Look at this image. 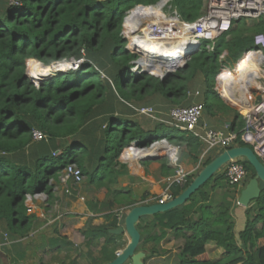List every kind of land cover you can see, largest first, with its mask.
Listing matches in <instances>:
<instances>
[{"label":"trees","instance_id":"trees-1","mask_svg":"<svg viewBox=\"0 0 264 264\" xmlns=\"http://www.w3.org/2000/svg\"><path fill=\"white\" fill-rule=\"evenodd\" d=\"M160 1L18 0L10 4L0 0V230L7 232L8 240L17 242L31 232L35 217L28 215L27 196L53 198L49 182L57 184L68 165L77 166L97 188L110 190L120 174L122 153L135 151L127 149L135 142L144 146L149 132L160 131L150 143L165 138L180 145L183 132L139 115L136 109L169 101L181 104L195 90L203 95L204 108L213 101L222 103L214 91L221 65L235 66L255 48L254 37L264 35V17L255 22L241 20L217 40L212 52L202 46L188 61L171 68L142 58L149 68L143 70L131 63L137 56L126 49L122 28L129 11L138 6L159 9L165 6H154ZM204 3L171 0L169 4L182 20L192 22ZM71 58L84 60L78 70L35 82L39 85L27 76L31 61L50 64ZM168 71L173 72L159 76ZM165 129L170 134L165 135ZM34 130L44 138L34 141ZM243 164L253 178V169ZM224 179L222 170L183 206L137 225L141 248L149 252L144 264L153 260L160 264H264V185L247 209L237 206L238 192L230 185L218 206L212 207L211 185ZM183 190L173 188V197ZM235 210L242 216L240 228ZM111 217H106V226L89 227L93 239H105L94 264L113 261L116 247L122 245L117 243L120 236L108 233L119 224L116 216L110 221ZM168 232L183 244L178 253L162 258L157 248ZM149 243L153 244L150 249ZM209 245L223 253L210 259Z\"/></svg>","mask_w":264,"mask_h":264},{"label":"crops","instance_id":"crops-1","mask_svg":"<svg viewBox=\"0 0 264 264\" xmlns=\"http://www.w3.org/2000/svg\"><path fill=\"white\" fill-rule=\"evenodd\" d=\"M219 98L222 103L213 101L210 107L204 108L199 126L196 129L198 133L203 134L202 128L204 126L215 131H222L225 134H238L243 130L244 120L238 108L226 99L220 96ZM188 99L190 101L177 105L169 101L160 107H144H150L154 110L155 121L167 122L169 111L173 107L205 104L204 97L198 94V90L189 93ZM181 139L182 141L179 143L181 146V165L190 173L192 179L208 160H212L222 152L219 148L207 151L204 143L191 133H184ZM147 156L155 159L143 160ZM118 162L117 171L120 174L116 183L109 186L110 190L105 187L97 188L93 183L88 184V179L84 176V181L79 186L72 188L71 195L64 194L59 183H55L52 190L53 198L49 200L45 196L47 202L44 207H41L37 202H34L32 208L27 205L28 215L35 217L31 225V232L17 242H13L10 239L4 240L2 236L7 232L0 230V264H42L45 247L50 250L53 249L55 253H63L72 259L78 257L83 260H92L90 264H94L93 260L100 257V250L104 246L105 239H93L89 233V227L108 225L109 220L106 218L108 216H112L110 221L116 216L118 226H121L126 212L133 207L156 204L167 189V179L174 173L161 145L143 152L132 151L126 155L123 152ZM228 186L229 184L225 179L222 180V185L219 182L211 185L210 202L212 207L218 206L223 194L229 190ZM172 189L170 190L171 194ZM239 193L240 190L236 199ZM233 216L236 227L240 228V219H242L240 212L235 210ZM152 220L153 218H149L143 222L150 223ZM120 237L121 239L117 243L122 245L116 247L118 249L116 253L123 250L129 242L127 236L121 235ZM173 240L176 239L171 232H168L166 238L160 243L159 248L164 251L157 250L161 255H164L162 258L169 256V254L178 253L179 248L176 250L168 248ZM147 247L150 249L153 244L150 243ZM18 253L23 254L20 261L15 259V255ZM71 253L74 256L71 257ZM222 253L223 250L220 248H215L212 245L207 246V255L210 259H214ZM71 264L76 263L73 261Z\"/></svg>","mask_w":264,"mask_h":264},{"label":"built area","instance_id":"built-area-1","mask_svg":"<svg viewBox=\"0 0 264 264\" xmlns=\"http://www.w3.org/2000/svg\"><path fill=\"white\" fill-rule=\"evenodd\" d=\"M142 7L144 6L138 8ZM263 17L264 0H205L203 9L195 21L186 22L182 20L176 10H172L170 16V18H175L180 22V29H184L189 33L190 39L195 44L191 50L199 51L201 47L204 46L207 52H212L214 50L217 40L226 35L236 22L241 20L255 22ZM172 31L173 30H170L169 33ZM202 42L206 44L202 45ZM254 45L255 48L243 54L235 66L232 67L222 64L220 71L215 77L214 91L223 99L225 98L222 94V87H224L223 85L225 82H223L222 79L225 75L234 72L235 69H240L239 71L241 73L240 80L237 81L236 84H233L234 87L232 88L236 97L238 99L241 98V93H238L239 87H245L246 91H251V93L249 92L252 97L251 103L247 102L241 105L232 104L238 108L244 120V128L240 133L225 134L222 131L208 129L205 126L202 128L203 134L198 133L196 129L199 126L204 111V106L202 104L187 107H173L169 111L168 121L164 123L179 132L191 133L204 143L207 151L215 148L224 151L237 144H242L243 146L249 147L258 160L264 165V75L261 78H257L258 70L264 72V35L255 36ZM247 55H250L252 60L243 67H240L243 58ZM221 58H223V56H221ZM141 61L142 59L135 63L138 67L143 68L144 63ZM83 62L84 60H75L73 64L76 68H79ZM178 68L180 67L176 69ZM69 70H71V68ZM57 73L63 72H54L53 74L56 75ZM228 84H230L229 86L231 88L232 83ZM229 86L227 87L229 88ZM136 112L139 115L155 118V112L150 107L139 108ZM43 138L44 136L41 132L37 130L33 131L34 141H40ZM158 145L163 146L168 163L174 170L173 175L166 181V191L157 202V204H164L174 198L170 193L172 188L178 187L180 189H185L190 182V173L181 165V146L171 144L163 138L142 147H140L138 142H135L127 149L143 152ZM243 162V160L230 161L223 169L228 184L232 187H236V189H238L237 192L239 190L241 191L248 182L249 173ZM83 181L84 176L81 170L73 164L63 169L58 178V183L66 195H71L72 188L79 186ZM43 198H45L44 194L27 196L26 203L32 208L34 201ZM2 237L4 240H8L7 234H4Z\"/></svg>","mask_w":264,"mask_h":264},{"label":"water","instance_id":"water-1","mask_svg":"<svg viewBox=\"0 0 264 264\" xmlns=\"http://www.w3.org/2000/svg\"><path fill=\"white\" fill-rule=\"evenodd\" d=\"M169 1L171 0H161L157 3V5L160 3L165 4ZM125 21L126 19L124 20V24ZM196 52L197 50H188L186 54L182 56V58L185 61H188L190 57ZM171 73L172 71H168L165 74L159 76L164 78ZM54 76L55 75L53 74L47 79ZM154 159V157L149 156L143 158V160ZM234 160H243L247 162L255 174V176L251 178L242 188L237 198V206L247 209L250 204L256 201L261 195L260 185H264V165L258 160L256 155L249 147L237 144L230 149L222 151L215 158H213L211 162L205 165L191 180L190 184L171 201L164 204L156 203L151 205H140L130 209L123 218V224L118 226L116 229L108 231L110 235L127 236L129 242L123 250L116 253L115 259L107 264H144L146 253L139 251L141 234L137 229V225L140 223V221L143 219L153 218L158 214H164L183 206L198 190H200L205 184H207L211 179L219 174L230 161Z\"/></svg>","mask_w":264,"mask_h":264},{"label":"bare ground","instance_id":"bare-ground-1","mask_svg":"<svg viewBox=\"0 0 264 264\" xmlns=\"http://www.w3.org/2000/svg\"><path fill=\"white\" fill-rule=\"evenodd\" d=\"M163 4V3H160ZM158 4V5H160ZM166 5V3H165ZM157 6V5H155ZM148 9V8H145ZM163 19V16L159 13H156L155 10L153 12H149L148 10L144 9H137L134 11L130 17L126 20L127 26L129 27V33L134 35H137L138 28L143 26L144 24H149L151 26V31L155 30L156 28H160L159 26L162 25L160 20ZM174 22H179L175 18H170ZM161 23V24H160ZM180 24V22H179ZM177 27L176 25H174ZM126 27V24H125ZM180 27V25H179ZM179 27H177V30H179V36L173 40H161L156 37V35H152L150 33H144L143 36L137 35L133 40V45L137 49V52H139L142 55L143 59H146L149 62L157 63L160 65H164L168 68L174 66L177 62L184 60L182 58L183 55L186 54L188 50H191L195 46L193 41L189 37V33L186 30H182ZM127 28V27H126ZM252 60V57L250 55L245 56L243 58V61L240 65V67H243L248 62ZM32 64V65H31ZM66 64V63H63ZM70 65L64 66L63 72L69 70L71 68ZM61 64L55 65V67L60 66ZM29 66H32V78L34 82H42L45 79H47L49 76L53 75L54 72H60L59 70L53 71L49 75L50 68L40 64L38 61H31ZM29 68V67H28ZM240 69H235L234 72H231L232 75L224 76L222 79L225 84L222 87V94L225 96V99L234 105H241L242 103H251L252 97L250 96L251 91H246L245 87H239L238 93H241V98L238 99L236 97V94L234 91H232V88L234 87L233 84H236L237 81L241 78V73L239 71ZM264 75V72H260L258 70L257 78H261ZM232 83V87L230 88V84ZM229 86V88L226 86ZM247 95L250 98H247ZM229 98V99H228Z\"/></svg>","mask_w":264,"mask_h":264},{"label":"rangeland","instance_id":"rangeland-1","mask_svg":"<svg viewBox=\"0 0 264 264\" xmlns=\"http://www.w3.org/2000/svg\"><path fill=\"white\" fill-rule=\"evenodd\" d=\"M17 1L18 0H8V2L10 3V4H17ZM170 2H168L164 7H162V8H159V9H145V8H147V7H142V8H134L133 10H131V11H129L128 13H127V16H126V20L130 17V15L134 12V11H136L137 9H144V10H148L149 12H153L154 10H155V12L156 13H159L160 15H162L163 16V19L162 20H160L159 22H161L162 23V25H160L159 27L160 28H156L155 30H153L152 32H150L151 31V26L149 25V24H144L143 26H141L140 28H138V31H137V35H140V36H143L144 35V33H150V34H152V35H156V37L157 38H159V39H161V40H173V39H175V38H177L178 36H179V33L178 32H180L179 30H177V27H179V22H174L172 19H170V16H171V14H172V10H171V8H170V4H169ZM157 5V4H156ZM155 6V5H154ZM160 23V24H161ZM125 24H126V27H125ZM125 24H123V28H122V36H123V38L125 39V41L127 42L126 43V49L131 53V54H135L136 56H137V58L135 59V60H133L131 63L133 64V63H135V62H137L138 60H140V59H142V55L139 53V52H137V49L135 48V46L133 45V40H134V38L137 36V35H134V33H132V34H130L129 33V27L127 26V21H125ZM174 25H176L177 27H175ZM126 28V29H125ZM125 30L127 31V34L128 35H126L125 34ZM170 30H173L171 33H169V31ZM130 44H131V46H132V48L134 49H131L130 48ZM202 45H204V44H206L205 42H202L201 43ZM80 60H83V59H80ZM75 61V59H73V58H71V59H68V60H63V61H59V62H55V63H50V64H44V63H41V62H39L40 64H42V65H44V66H46V67H48V68H50V73H49V75L51 74V73H53V71H55V70H59L60 72H63V70H64V66H66V65H70L69 63H71L72 65H71V70L73 69L74 71L75 70H78V68H76L75 66H74V64H73V62ZM76 61H78V60H76ZM35 62V61H34ZM186 62V61H185ZM63 63H66V64H63ZM57 64H61L60 66H57V67H55V65H57ZM32 65V64H31ZM234 65H232V67H233ZM72 70V71H73ZM143 70H147V71H149V68L148 67H146L144 64H143ZM31 71H32V66H29V68L27 69V76H28V78L30 79V77L32 78L33 76H32V73H31ZM70 71V70H69ZM151 72V71H150ZM230 75H232V74H230ZM33 84L34 85H38L37 83H35V82H33ZM215 87V86H214ZM246 96H247V98H250L248 95H247V93H246ZM229 99V98H228ZM154 120V119H153ZM155 122V121H154ZM163 133L165 134V135H168V134H170V130L169 129H165V131H163ZM158 134H160V131L159 130H156V131H152V132H149L148 134H147V137H146V140H145V145L147 146L149 143H150V141L152 140V139H155V138H158L159 137V135ZM222 172V171H221ZM226 180V179H225ZM250 180V177L248 176V179H247V181H249ZM88 182V184L90 183V180H88L87 181ZM226 182H227V180H226ZM50 184H52V185H55V183L53 182V181H50L49 182ZM228 183V182H227ZM219 184L220 185H222V181H220L219 182ZM45 199L46 198H43V199H41L40 201H34V202H37V204L39 203L40 205H41V207H44L45 206V204H46V202L47 201H45ZM235 203L237 204V199L235 200ZM127 213V212H126ZM148 219H143L140 223L141 224H144L143 223V221H147ZM183 241H181V239H177V240H173V243L171 244V245H169L168 246V248L169 249H174V250H176V249H178V248H180L181 247V245L183 244L182 243ZM150 244V243H149ZM46 246V245H45ZM16 247V246H15ZM160 247V246H159ZM157 248L158 250H162V251H164L163 249H161V248ZM165 250H167V249H165ZM139 251H144L143 249H141V247L139 246ZM44 252V258H43V263L42 264H71V262H75L76 264H90V262H92V260L90 261V260H83V259H79L78 257H76L75 259H72V258H70V257H67V256H65V254H63V253H55V251L52 249V250H50V249H47V247H45V250L43 251ZM147 253H148V251H147ZM116 255V254H115ZM16 257H15V259L17 260L18 259V261H20V259H22L23 258V254H17V255H15ZM70 256L72 257V256H74V254H70ZM149 264H160V261L159 260H153L152 262H150Z\"/></svg>","mask_w":264,"mask_h":264}]
</instances>
